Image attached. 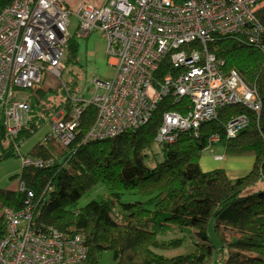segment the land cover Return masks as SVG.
<instances>
[{"label":"trees","instance_id":"trees-1","mask_svg":"<svg viewBox=\"0 0 264 264\" xmlns=\"http://www.w3.org/2000/svg\"><path fill=\"white\" fill-rule=\"evenodd\" d=\"M258 16L264 24V6ZM207 45L227 70H237L256 87L262 102L259 114L243 104L225 106L198 134L185 130L171 143H158L163 159L152 167L147 162L148 150L157 143L163 113L181 109L171 96L165 97L143 126L106 139L85 140L97 116L96 106L86 104L69 145L49 132L28 152L20 150L55 162L48 167L23 165L13 176L17 188L0 187V237L6 231L3 207L21 208L31 190L40 222L69 235L85 236L86 264H100L105 251L113 252L117 264H264V52L238 34H216ZM78 55L79 43L72 36L66 49V68L79 63ZM168 67L166 61L164 72ZM42 85L26 90L31 111L17 135H10L1 119L0 161L20 158L17 148L23 142L50 124L61 109L70 112L77 105L72 97H85L79 93L76 78L65 82L60 90L63 97L58 96L60 91ZM242 114L249 119L247 126L229 137L225 125ZM215 134L227 155H254L252 170L235 179L224 169L204 171L200 158ZM21 183L24 190L19 188ZM99 183L106 191L80 204ZM126 194L139 199L124 201ZM211 223L219 245L210 235ZM172 228L181 229L183 235L160 237ZM187 233L193 238L192 252L173 256L162 252L181 247Z\"/></svg>","mask_w":264,"mask_h":264},{"label":"built area","instance_id":"built-area-1","mask_svg":"<svg viewBox=\"0 0 264 264\" xmlns=\"http://www.w3.org/2000/svg\"><path fill=\"white\" fill-rule=\"evenodd\" d=\"M76 6L74 11L71 0H9L0 8V106L10 135L28 122L26 90L39 88L49 72L62 76L73 15L77 35L102 33L115 74L110 80L95 79L91 96L72 97L77 105L70 112L61 109L52 116L50 134L64 145L75 139L86 104L96 106L97 116L85 140L106 139L143 126L171 96L182 111L163 113L159 144L175 141L185 130L198 134L228 105L243 104L260 113L256 87L237 70H227L207 44L216 34H238L264 52V24L258 16L264 0H78ZM248 122L245 114L228 121L227 135L235 137ZM219 141L215 134L210 145ZM17 153L24 166L55 162L19 148ZM19 188L24 190V183ZM34 196L28 190L21 208L3 207L0 264H86L85 236L40 222Z\"/></svg>","mask_w":264,"mask_h":264},{"label":"rangeland","instance_id":"rangeland-1","mask_svg":"<svg viewBox=\"0 0 264 264\" xmlns=\"http://www.w3.org/2000/svg\"><path fill=\"white\" fill-rule=\"evenodd\" d=\"M73 10H77L76 3L78 0H71ZM76 22L77 18L75 15L72 16V25L70 27L73 37L79 43V63L74 66L67 67L62 76L59 77L51 72L47 74V77L44 81L45 88H53L57 91H60L62 87H65V82H70L72 78H76V81L79 84L80 94L85 96H91V92L94 89V81L97 78L103 80H110L115 74V67L109 62L107 55V43L102 36V33L98 30L92 31V33L87 36H79L76 34ZM58 96L63 97V93L58 92ZM2 107L0 106V121L2 119ZM51 126L50 124H45L41 129H39L33 136L27 139L20 145V150L24 153L27 152L28 148H31L38 141L42 140L49 132ZM225 152V147L222 143L218 142L217 144L209 145L202 153L201 157L206 155H213L217 152ZM156 153V155H155ZM147 162L150 166H154L157 161L163 159V152L161 146L156 143L153 150H148ZM21 162V163H20ZM21 158L17 156H12L5 160L0 161V187H8V184H13L17 178L13 177L15 174L21 172L22 168ZM15 169L13 172L9 173L11 170ZM106 187L103 183H99L88 192L80 200V204H84L92 198L96 197L99 193H104ZM124 201H132L139 199L137 195L126 194L122 198ZM183 235V231L178 228H172L169 231H166L163 234H160V237L163 239H170L173 237H178ZM210 235L214 242L219 245V239L215 235L213 230L212 223L210 224ZM195 246L193 244L192 236L187 233L186 240L184 244L175 249L162 251L164 254L173 256L176 254L189 253L194 250ZM219 257V256H217ZM100 264H117L114 259V254L112 251H105L100 255Z\"/></svg>","mask_w":264,"mask_h":264},{"label":"crops","instance_id":"crops-1","mask_svg":"<svg viewBox=\"0 0 264 264\" xmlns=\"http://www.w3.org/2000/svg\"><path fill=\"white\" fill-rule=\"evenodd\" d=\"M3 1L4 0H0V7L3 4ZM42 87L45 88L44 84L42 85ZM29 149L30 148H28V150ZM255 162L256 157L254 155L229 156L223 151L214 153L213 155H206L200 158V166L204 171H210L218 168L224 169L227 175L233 179L247 174L250 170H252ZM14 170L15 169L11 170L9 173L13 172ZM17 186L18 180H16L13 184H8L7 188H17ZM261 221H264V217H261Z\"/></svg>","mask_w":264,"mask_h":264}]
</instances>
